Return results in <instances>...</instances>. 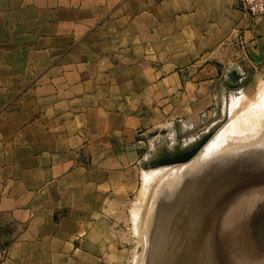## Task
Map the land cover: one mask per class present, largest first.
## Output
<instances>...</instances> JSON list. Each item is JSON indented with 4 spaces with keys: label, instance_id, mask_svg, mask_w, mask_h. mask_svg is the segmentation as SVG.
Returning a JSON list of instances; mask_svg holds the SVG:
<instances>
[{
    "label": "crops",
    "instance_id": "obj_1",
    "mask_svg": "<svg viewBox=\"0 0 264 264\" xmlns=\"http://www.w3.org/2000/svg\"><path fill=\"white\" fill-rule=\"evenodd\" d=\"M262 63L235 0H0V264H103L151 135L191 134L227 68Z\"/></svg>",
    "mask_w": 264,
    "mask_h": 264
},
{
    "label": "rangeland",
    "instance_id": "obj_2",
    "mask_svg": "<svg viewBox=\"0 0 264 264\" xmlns=\"http://www.w3.org/2000/svg\"><path fill=\"white\" fill-rule=\"evenodd\" d=\"M233 73H235L237 76H239V79L236 80L235 83L232 84V83H229V80L231 81V79L229 78V75L233 74ZM223 79H224V81H223L222 90H224L225 96H223V98H221V100H218L214 105L211 106V108L209 110L210 113L207 116H205L203 119H201V121L196 126L193 127V131L191 134L184 135L182 137H177L176 138L177 140L176 141L174 140L173 142L168 138V136H166V134L162 135V136H157V137H155L156 136L155 134L151 135L150 145H149V148L147 149V156H146L147 158L153 152V150H154L155 155H161L164 151H167L168 153H173L174 151L182 150L186 146H188L189 144H191L192 142L197 140L198 136L201 138V142L198 144V147H196V149L194 150L193 155L191 156L190 160H188L184 163H179V164H176L174 166H170L171 168L166 167V166L159 167V168L152 167L151 169H153V170H151L147 166V164L149 163L148 159H147V161L144 163V166H142V171L147 170L145 172L146 175H145V173H143L142 177L140 175V182H139L138 188L135 189L134 193L128 199H126L124 201H119L117 209H115L114 211H111V213H110V217H109V219L111 221L110 226H108L109 224L108 225L105 224L103 227V229L106 230L105 231V239L108 240L107 252H106V253H108V255L107 256L105 255V257H104L105 261L103 262V264H152L154 262L158 263V261H159L158 264H161V263L162 264H168L167 261H170L169 264H175V262H176V264H178L177 261L179 260L180 253L176 252L174 249L176 246V241H178L181 233L186 228L183 226H187L188 225L187 223L189 221H192V219H193V221L194 220L196 221V222L194 221L195 227L196 226L199 227V224H200V226H202V224H201L202 221H200V220H202L201 215L199 216V214H196V215H198V218L200 217L199 218L200 220L197 218L198 222L200 221L198 223L197 219H195V217H197V216L196 215L194 216L195 213H200V212L204 211L203 212L204 214L202 215L204 217L203 222H204L206 216H209V218L211 217L210 211H208V209L210 208L209 203L218 199L219 196L217 195L218 197L216 199V196H214V195L218 194L219 192L220 193L222 192L220 190H223L224 187H221V186H224V183L221 181L225 180L224 176L226 178L227 177L226 175L231 171V169L234 167V165H236L238 163V162L234 161L235 158L239 159V157L240 156L242 157V155H243V157H242V159H243L245 157V155H244L245 152H247L248 154L252 153L251 155L247 154V156L252 157L253 160L255 159L254 162L258 163V165L260 167L264 168V166H263L264 165V148L262 150H259L260 152L256 148H254L258 143L259 144L262 143L264 146V139H263L264 138V131H262L261 136L259 137L258 141L257 140L255 141V144H254V142L248 143L249 140L245 142V140L242 137L243 134L245 132H247V130H248L247 133H249V134L254 132V130H255L254 124H256V123H254L253 120L255 122L259 123L260 122L259 120L262 121V119H261L262 115H263L262 118L264 119V112H263V110L260 111L261 108H259V106H258V101L260 100V97L262 94V89L264 87L263 86L264 85V63L248 67V68L244 69V71L241 73L239 71H237L235 68H232V67H230L229 69L227 68V71L224 72V78ZM256 99L257 100L259 99V100L256 101ZM254 102H255V106H254V104H252ZM249 105L251 107H249ZM235 109H236V111H235ZM254 113H256V114H254ZM235 116L237 118L239 117V121ZM235 119L238 122L236 124L237 126L235 127V129H237V130H233L235 133L232 131L228 134V136L224 140L223 146L221 148H219V149L211 148V144H213L214 140L216 138H218L220 135H223V133H225L228 130L227 128L231 126L232 122L236 121ZM247 121H248V123H247ZM240 123H241V125H239ZM210 127H212L210 132L206 136H204V132H207ZM248 127H249V129H248ZM249 130H250V132H249ZM232 134L233 135L235 134L234 135L235 138L233 137ZM190 135H193V136H190ZM153 137H155V138H153ZM245 148H247L248 150ZM238 150H240V152ZM254 152L256 153V155ZM259 153H261L262 155H260ZM226 154H229V155H226ZM257 155L260 156V157H258L259 159L254 158V157H257ZM228 157H230V159ZM249 157H247V158H249ZM226 158H228L229 161ZM233 158H234V160H233ZM223 159L224 160L226 159V160L224 161ZM231 159L233 162H231ZM241 160H239V161H241ZM222 161L224 164L222 163ZM258 161H260L261 163ZM235 162H236V164H235ZM227 163H229V164H227ZM232 164H234V165H232ZM221 165L223 167H221ZM225 165H226V167H224ZM218 166L221 169L227 168L226 170L228 173L224 169L222 171L226 172L225 174L222 173L221 170H220L221 172H219ZM231 166H233V167H231ZM215 167H216V170H215ZM162 168H163V170H162ZM181 168H183V169H181ZM178 169H179V171H178ZM210 169H212V170H210ZM156 170H158V171H156ZM142 171H141V173H142ZM147 172H149V173H147ZM162 173H164V174H162ZM219 173L222 176H220ZM154 174L157 175L158 177L159 176L160 177L156 178V180H155V177L153 178V176H155ZM214 174H216V175H214ZM196 176L199 178H196ZM213 176H214L215 180L212 179ZM216 176L218 177V179L220 177H222L220 179L221 180L220 183H219V180L217 178H215ZM146 177H148V179H146ZM202 177H204L203 178L205 180L204 182L207 181L206 184H204V186L207 189H204V187L202 189L203 192L204 193L206 192L207 194L206 193L203 194L202 190H201L200 195L203 197H204V195H206L205 197L207 198V196L211 197L210 194H212L213 197L212 198L208 197L206 200L205 198H201L199 195V197H198L199 200L197 199L198 201L196 202L195 205L198 204L200 206V204H203L204 201H205L204 205H206V201H208L209 206L206 205V207H209V208L207 210H205L206 209L205 206L202 208L203 205H201L200 207L196 206V208H195L194 203L191 204L192 195L190 196V192H188L189 188L191 186H193V184L196 183L195 181H197L198 179H202ZM207 177H208V180H207ZM145 179L147 181H145ZM151 179H152V182H150ZM192 179H194V180H192ZM191 180L194 182L192 183ZM155 181H157L156 184H155ZM209 181H211V182H209ZM213 181H216L217 183L216 182L212 183ZM189 183H191V185ZM207 183L210 184V187L211 186H213V187H211V188L207 187V186H209ZM222 183H223V185H222ZM231 183H232V185L230 187H233L236 184L235 180H233ZM152 184H154L155 186L153 185L151 188H149ZM188 184H189V186L186 187ZM211 184H213V185H211ZM214 184H216V185H214ZM182 186H184V188ZM214 186L219 187V188L221 187V189L218 190V188H215ZM209 189L210 190L215 189V194H214V191L210 192ZM180 191H181V193H180ZM208 193H210V194L208 195ZM166 199H169V200H166ZM201 199H203V200H201ZM208 199L209 200L211 199V201H209ZM164 200H166L167 202H164ZM213 203L215 204V201ZM164 204L165 205L167 204V205L165 206ZM163 206H164V208H163ZM190 206H192V207L190 208ZM188 207L190 209L193 208L192 209L193 211L195 209V211H194L195 213H193L192 210H190ZM200 208H202L201 209L202 211L198 212V210H200ZM188 209L193 213V218H191L192 215H191V217H190V215H188L189 219H187V217H186L187 214H185L184 212H189L190 214H192ZM211 209H212V207L209 210H211ZM205 212L208 213L209 215L205 214ZM183 214L186 216L183 217ZM106 215L109 216L108 214H106ZM135 215H137V216L134 218ZM182 217L185 219V221ZM186 219H187V221L188 220L189 221L187 222ZM181 220L183 222H181ZM159 222H161V224ZM158 223H159V226H158ZM209 223H210V221L208 222V225H209ZM177 224H179V225L177 226ZM180 225H181V227H180ZM208 225L206 227L207 230L204 233V239L205 240H207L210 237V233H211V229L209 231L210 233L207 232L210 228V226H208ZM172 227H174V228L171 230ZM182 227H183V229H182ZM258 228L259 229H257V230L259 231V233L263 232V236H264V229H263L264 226H260V227L258 226ZM169 230L171 232L170 236L168 234ZM166 232H168V233H166ZM162 233H164L166 235L168 234V236H167L168 238L167 237L164 238L166 235H164ZM207 234H208V236H207ZM236 235H238V234H236ZM175 236H177V237H175ZM257 236L258 235H256V238H254V241L252 240L253 241L252 243L248 244V247L245 246V247L241 248L240 250H238V252L233 251L236 254L231 255V257H228L227 259H224L223 262H221V264H224V263L225 264H236V263L237 264H264V238L261 235V237H258L259 239H257ZM255 239H257V240H255ZM164 240H166V241L164 242ZM173 244H174V246H173ZM162 246H164V247L162 248ZM159 249H160V252H159ZM239 252H240V254H239ZM166 253H168V254H166ZM169 253H170V255H169ZM164 254L168 255L167 256L168 258ZM175 255L178 258H176ZM156 256H158L157 259H156ZM161 256L164 258L162 259ZM165 257H166V259H165ZM171 257H172V259H171ZM151 258H152V261H151ZM162 260H164V262Z\"/></svg>",
    "mask_w": 264,
    "mask_h": 264
},
{
    "label": "bare ground",
    "instance_id": "obj_3",
    "mask_svg": "<svg viewBox=\"0 0 264 264\" xmlns=\"http://www.w3.org/2000/svg\"><path fill=\"white\" fill-rule=\"evenodd\" d=\"M233 75H236L235 73L233 74H230L229 75V78L231 79V81L229 80V83H235L236 80H233ZM264 86V85H263ZM261 91V90H260ZM261 93V92H260ZM259 97V96H258ZM257 97V98H258ZM237 99V98H236ZM235 99V100H236ZM259 100V99H258ZM256 99V101H258ZM249 103V102H248ZM251 104V103H250ZM254 104L255 106V102L252 103ZM251 104V105H252ZM253 106V105H252ZM258 106L259 108H261L260 111L263 110L264 112V87L262 89V94H261V97H260V100L258 101ZM249 107H251L249 105ZM233 109V108H232ZM252 110V109H251ZM236 111V109H235ZM253 111V110H252ZM233 112V111H232ZM262 113V112H261ZM256 114V113H254ZM263 114V113H262ZM261 114V115H262ZM258 115V114H257ZM237 116V115H236ZM235 116V117H236ZM263 116V115H262ZM261 116V120H259L260 122H255L253 120L254 123V126H255V130L253 133H247L245 132L243 134V139L246 141H248V143H252L254 142L255 144V141L259 139V137L261 136V133L262 131H264V119L262 118ZM242 117V116H241ZM250 117V116H249ZM259 117V116H258ZM237 118V117H236ZM243 118V117H242ZM238 121H239V117L237 118ZM257 119V118H256ZM260 119V118H259ZM236 120V119H235ZM242 121V120H241ZM250 121V120H249ZM257 121V120H256ZM237 120L232 122L231 126L228 127L226 130L225 133H223V135H220L218 138H216L213 142V144H211V148H214V149H219L223 146V143H224V140L227 138L228 134L230 132H232L233 130H237L235 129V127L237 126ZM242 123V122H241ZM241 123L239 125H241ZM248 123V121H247ZM252 124V123H251ZM238 125V126H239ZM243 125V124H242ZM245 125V124H244ZM212 127L209 128V130L207 132H204V136H206L210 130H211ZM240 128V127H239ZM244 128V127H243ZM252 128V127H251ZM250 128V129H251ZM254 128V127H253ZM249 129V127H248ZM253 131V130H252ZM234 132V131H233ZM250 132V130H249ZM235 133V132H234ZM233 135V134H232ZM235 135V134H234ZM233 135V137H234ZM240 136V135H239ZM235 138V137H234ZM233 138V139H234ZM263 138V137H262ZM261 138V139H262ZM172 142L175 140H177L176 138L172 136H170L169 138ZM264 139V138H263ZM182 140V139H181ZM193 140V139H192ZM201 142V138L198 136V139L195 140L194 142H192L191 144H189L188 146H186L184 149L182 150H177V151H174L173 153H168L167 151H164L161 155H155L154 153V150H153V154L151 155V158H150V161L149 163L147 164L148 168L151 169L152 167H163V166H166V167H169L171 168L170 166H174L176 164H179V163H174V164H158L159 162L163 161V160H168L170 158H174L175 156H180V155H183L185 153H187V151H193L196 147H198V144ZM263 142V141H262ZM164 143V142H163ZM261 143V142H260ZM185 144V143H184ZM187 144V143H186ZM247 146V145H246ZM244 147V146H243ZM254 148H256L258 151L259 150H262L264 148L263 144H257ZM247 149V148H245ZM234 150V149H233ZM248 150V149H247ZM208 151V150H207ZM237 151V150H236ZM235 151V152H236ZM240 152V150H238ZM244 151V150H243ZM246 151V150H245ZM257 151V152H258ZM210 152V151H209ZM228 152V151H227ZM260 152V151H259ZM243 153V152H242ZM255 153V152H254ZM253 153V154H254ZM225 154V153H224ZM230 154V153H229ZM229 154H226V155H229ZM235 154V153H234ZM233 154V155H234ZM238 154V153H237ZM240 154V153H239ZM247 152H245V157L242 159V157L239 159H236L233 160L238 162L236 165L231 166L233 167L231 169V171L228 173L227 172V168L224 169L226 170V172L228 173L225 178L224 176V181H221L220 179L222 177H220L218 179V177L216 176L215 178H217L219 180V183L220 181L224 183V186H221V187H224L223 190H220L221 187H215V188H218V190L222 191L220 194H215V189L214 190H210L211 191H214V196H216V199L218 197L217 200H214L215 201V204L213 203L214 201L212 202H208L206 201V205H208V203L210 204V208L212 207L211 210H209L210 208L209 207H206V205H204L205 201L203 202V204H200L199 202L203 199H201L198 203L202 206V208L205 206L207 210L208 208V211H210V215L211 217L209 218V216H206L205 217V220L203 222V212L200 208L199 211H202L200 213H195V209L194 211L192 209H190L192 206H190V210H192L194 214V216L196 214H199V216L201 215L202 217V220H200L198 218V215H196L197 217H195V219H199L202 224V226H200L199 224V227L196 226L195 227V223L192 219V221H187L188 218V215H192L191 218H193V213L190 214L189 212H184L186 215L183 214V217H187L186 221L188 222L186 225L187 226H183V227H186L185 230H183V232L181 233L178 241H176V246H175V251L176 252H179L180 253V256H179V260L177 261L178 264H221V262H223L224 259H227L228 257H231V255H234L236 253H234L233 251H237L240 250L241 248L247 246L248 247V244L252 243L254 241V238H256V235L257 236V239H259L258 237H261V235L263 236V232H260L257 230L259 229L258 226H264V168L260 167L258 165V163H255V159L253 160L252 157H249L247 156ZM252 154V153H251ZM251 154H248V155H251ZM260 155H262L261 153H259ZM198 155V154H197ZM196 155V156H197ZM203 155V154H202ZM205 155V154H204ZM256 155V153H255ZM195 156V157H196ZM224 156V155H223ZM231 156V155H230ZM249 158H247V157ZM233 157V156H232ZM231 157V158H232ZM258 157H260L259 155H257V157H254V158H257L259 159ZM230 159V157H228ZM226 158V159H228ZM213 159V158H212ZM225 159V160H226ZM228 159V161H229ZM242 159V160H241ZM224 160V159H223ZM224 160V161H225ZM241 160V161H239ZM251 160V161H250ZM231 162L232 159H231ZM260 162V161H258ZM223 163V161H222ZM221 163V164H222ZM226 163V162H225ZM261 163V162H260ZM224 164V163H223ZM229 164V163H227ZM215 166V165H214ZM264 166V165H263ZM184 167V166H183ZM221 167H223L221 165ZM226 167V165L224 166ZM211 168V167H210ZM219 168V166H218ZM156 169V168H155ZM183 169V168H181ZM223 169L219 168V172H221ZM230 169V168H229ZM153 170V169H151ZM163 170V168H162ZM161 170V171H162ZM170 170V169H169ZM212 170V169H210ZM215 170H216V167H215ZM221 170V171H220ZM158 171V170H156ZM155 171V172H156ZM179 171V169H178ZM218 171V170H217ZM167 172V171H166ZM215 172V171H214ZM213 172V173H214ZM224 171H222V173H226ZM149 173V172H147ZM161 173V172H160ZM165 173V172H164ZM162 173V174H164ZM146 175V173H145ZM144 175V176H145ZM150 175V174H149ZM155 175V174H154ZM160 175V174H159ZM178 175V174H177ZM216 175V174H214ZM220 175V173H219ZM143 176V177H144ZM152 176V175H151ZM199 176V175H198ZM211 176V175H210ZM209 176V177H210ZM222 176V175H220ZM155 177V180L156 178H159L157 175L153 176V178ZM206 177V176H205ZM151 178V177H150ZM196 178H199L196 176ZM204 177H202V179H198L197 181H195L196 183L193 184V186H191L189 188V191L190 192V196L192 195V201H191V204L194 203V207L196 208V206H199L198 204H196V202L199 200V195L201 193V190L203 189H207L204 184H206V182H204L205 180L203 179ZM212 178V177H211ZM146 179H148V177H146ZM145 179V181H147ZM195 179V178H194ZM192 179V180H194ZM214 179V176L213 178ZM235 180L236 184L233 186V187H230L232 185V181ZM144 180V179H143ZM142 180V181H143ZM177 180V179H176ZM191 182L193 183L194 181ZM207 180H208V177H207ZM211 180V179H210ZM215 180V179H214ZM149 181V180H148ZM217 181V180H216ZM216 181H213L212 183L216 182ZM152 182V179L151 181ZM157 181H155V184H156ZM175 182V181H174ZM190 182V181H189ZM211 182V181H209ZM218 182V181H217ZM216 182V183H217ZM149 183V182H148ZM222 183V185H223ZM146 184V183H145ZM191 185V183H189ZM189 184L186 186L188 187ZM208 184V183H207ZM144 185V184H143ZM154 184H152L149 188H151ZM209 186L207 187H210V184H208ZM213 185V184H211ZM216 185V184H214ZM219 185V184H218ZM148 186V185H147ZM155 186V185H154ZM220 186V185H219ZM184 188V186H182ZM213 187V186H211ZM210 187V188H211ZM213 189V188H212ZM208 190V191H209ZM205 191V190H204ZM207 191V190H206ZM185 192V191H184ZM217 192V191H216ZM181 193V191H180ZM202 193L205 194L202 190ZM207 194V193H206ZM210 193H208L209 195ZM179 195V194H178ZM210 196H207V198H212V194H210ZM218 195V196H217ZM181 196V195H180ZM206 195L201 196V198H205L207 200V198L205 197ZM198 199V200H197ZM214 199V198H213ZM212 199V200H213ZM166 200H169V199H166ZM166 200H164V202H167ZM209 200V199H208ZM211 201V199L209 200ZM163 202V203H164ZM202 203V202H201ZM212 203V204H211ZM190 204V205H191ZM214 204V205H213ZM165 205V204H164ZM167 205V204H166ZM165 205V206H166ZM213 205V206H212ZM199 206V207H200ZM164 208V206H163ZM205 214H208L205 212ZM209 215V214H208ZM137 215L134 216V218L136 217ZM182 217V218H183ZM208 217V218H207ZM190 218V219H191ZM184 219V218H183ZM198 219H197V222H198ZM185 221V219H184ZM199 221V222H200ZM210 221L209 225H208V222ZM181 222H183L181 220ZM196 222V221H195ZM198 222V223H199ZM161 224V222H159ZM159 223H158V226H159ZM185 223V222H184ZM183 223V224H184ZM194 223V224H193ZM197 224V223H196ZM210 226L209 230L207 232L210 231L211 229V233H210V237L205 240L204 239V233L205 231L207 230V225ZM179 224H177L178 226ZM198 225V224H197ZM175 227V226H174ZM172 227L171 230L174 228ZM181 227V225H180ZM182 227V229H183ZM195 227V228H194ZM198 227V228H197ZM164 229V228H163ZM194 229V230H193ZM196 229V230H195ZM264 229V228H263ZM136 230V229H135ZM166 230V229H165ZM164 230V231H165ZM168 231V230H167ZM258 232V233H257ZM168 233V232H166ZM175 233V232H174ZM164 234V233H162ZM169 236L171 234L170 230H169ZM168 234H164L166 235L164 238H166L168 236ZM173 234V233H172ZM238 234V235H236ZM261 234V235H260ZM161 236V235H160ZM178 236V235H177ZM175 236V237H177ZM206 236V235H205ZM208 236V234H207ZM162 237V236H161ZM172 237V236H171ZM168 238V237H167ZM173 238V237H172ZM264 238V236H263ZM160 239V238H159ZM174 239V238H173ZM255 239V240H257ZM162 240V239H161ZM253 240V241H252ZM166 240H164L165 242ZM169 241V240H168ZM161 242V241H160ZM163 242V241H162ZM175 243V242H174ZM165 244V243H164ZM172 244V243H171ZM205 244V245H204ZM165 246V245H164ZM162 246V248L164 247ZM174 246V244H173ZM171 247V246H170ZM253 247V246H252ZM168 249V248H167ZM162 250V249H161ZM166 251V250H165ZM159 252H160V249H159ZM162 252V251H161ZM169 252V251H168ZM164 253V252H163ZM162 253V254H163ZM171 253V252H170ZM169 253V255H170ZM160 254V253H159ZM158 254V255H159ZM168 254V253H166ZM238 254V253H237ZM240 254V252H239ZM165 255V254H164ZM174 255V254H173ZM177 255V254H176ZM175 255V256H176ZM160 256V255H159ZM166 257L168 255H165ZM237 256V255H236ZM239 256V255H238ZM162 257V256H161ZM165 257V259H166ZM174 257V256H173ZM241 257V256H240ZM158 258V256H156V259ZM160 258V257H159ZM164 257H162L163 259ZM168 258V257H167ZM176 258H178L176 256ZM175 258V259H176ZM243 258V257H242ZM170 259V258H169ZM172 259V257H171ZM236 259V258H235ZM243 260V259H242ZM151 261H152V258H151ZM164 262V260H162ZM166 262V261H165ZM168 264L170 261H167ZM172 262V261H171ZM156 262L152 263V264H155ZM159 263V261H158ZM156 263V264H158ZM162 264V263H161ZM176 264V262H175ZM225 264V263H224ZM237 264V263H236Z\"/></svg>",
    "mask_w": 264,
    "mask_h": 264
},
{
    "label": "built area",
    "instance_id": "obj_4",
    "mask_svg": "<svg viewBox=\"0 0 264 264\" xmlns=\"http://www.w3.org/2000/svg\"><path fill=\"white\" fill-rule=\"evenodd\" d=\"M239 9L249 17L264 15V0H235Z\"/></svg>",
    "mask_w": 264,
    "mask_h": 264
},
{
    "label": "water",
    "instance_id": "obj_5",
    "mask_svg": "<svg viewBox=\"0 0 264 264\" xmlns=\"http://www.w3.org/2000/svg\"><path fill=\"white\" fill-rule=\"evenodd\" d=\"M238 79H239V76H237V75L233 76V80H238ZM194 150L191 152L187 151V153H185L183 155L175 156L174 158H170L168 160H163V161L159 162L158 164H162V163L163 164L184 163V162L191 159V156L193 155Z\"/></svg>",
    "mask_w": 264,
    "mask_h": 264
},
{
    "label": "clouds",
    "instance_id": "obj_6",
    "mask_svg": "<svg viewBox=\"0 0 264 264\" xmlns=\"http://www.w3.org/2000/svg\"><path fill=\"white\" fill-rule=\"evenodd\" d=\"M237 71H239V69L238 68H235Z\"/></svg>",
    "mask_w": 264,
    "mask_h": 264
}]
</instances>
